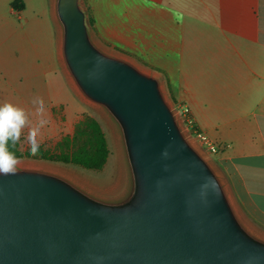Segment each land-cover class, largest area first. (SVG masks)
<instances>
[{
    "label": "water",
    "instance_id": "95a60500",
    "mask_svg": "<svg viewBox=\"0 0 264 264\" xmlns=\"http://www.w3.org/2000/svg\"><path fill=\"white\" fill-rule=\"evenodd\" d=\"M62 71L115 128L124 177L104 194L47 167L0 175V264H264V235L168 100L164 79L50 0Z\"/></svg>",
    "mask_w": 264,
    "mask_h": 264
},
{
    "label": "crops",
    "instance_id": "0c3cea01",
    "mask_svg": "<svg viewBox=\"0 0 264 264\" xmlns=\"http://www.w3.org/2000/svg\"><path fill=\"white\" fill-rule=\"evenodd\" d=\"M14 1L0 0V103L32 111V97H43L49 129L64 113L57 94L67 82L51 1L50 17L44 0H22L20 10ZM120 11L97 30L161 75L173 101L224 147L216 166L264 235V0H131Z\"/></svg>",
    "mask_w": 264,
    "mask_h": 264
},
{
    "label": "rangeland",
    "instance_id": "374dc122",
    "mask_svg": "<svg viewBox=\"0 0 264 264\" xmlns=\"http://www.w3.org/2000/svg\"><path fill=\"white\" fill-rule=\"evenodd\" d=\"M41 1V0H40ZM43 1V0H42ZM128 1L131 0H82V6L87 14V21L92 31L94 39L106 50L116 55H125L126 53L119 50L117 47L112 46L103 36V31L97 30V21L101 29H103L105 19L110 21L108 16H113L119 18L122 14L120 8L124 7ZM36 3V2H34ZM39 4V1H38ZM44 4L48 9V16L50 17L49 9V0H44ZM112 12V13H110ZM107 24L111 22L105 21ZM104 30V29H103ZM129 57V56H128ZM145 70L153 72L149 67V64L142 61H136ZM68 81L66 82L65 78L62 82V87L59 88L57 94L58 98L63 102V114L57 115V123H53L52 128L42 129L41 136L39 137L41 144L45 149L50 151H56L58 143L64 138L74 132L75 125L82 118L83 115H89L94 117L101 124L108 141V145L111 151L110 158L105 165L102 171H91L75 165H66L59 162L48 161L45 159L37 158H23L19 159L20 164H30L41 167L52 168L58 171H61L73 179L83 184L84 186L92 189L93 191L104 193V194H113L116 193L122 185L124 172L121 166V155L119 150V141L118 136L115 131L114 126L109 121V119L104 115V113L97 107L92 106L84 102L78 94L74 91L73 87L68 86ZM71 88V89H70ZM166 88V87H165ZM167 90V88H166ZM168 100L177 110V113L180 109L181 104L175 103L172 99V96L167 91ZM55 96L54 94L52 95ZM32 113V111H29ZM32 121L36 123L39 119L34 117L32 114ZM195 140V139H194ZM21 149L23 151L28 149V145L24 142V137L21 138ZM199 147L203 150L206 156L212 161L215 165L217 159L215 154L208 153L200 145Z\"/></svg>",
    "mask_w": 264,
    "mask_h": 264
},
{
    "label": "trees",
    "instance_id": "16d2710c",
    "mask_svg": "<svg viewBox=\"0 0 264 264\" xmlns=\"http://www.w3.org/2000/svg\"><path fill=\"white\" fill-rule=\"evenodd\" d=\"M15 9H22V0L11 3ZM18 159H45L66 165H75L91 171H102L107 164L111 151L106 134L97 119L89 115H83L75 125L73 134L65 136L58 143L56 151L45 149L40 145L37 156H32L29 150L23 151L21 144L10 146Z\"/></svg>",
    "mask_w": 264,
    "mask_h": 264
},
{
    "label": "clouds",
    "instance_id": "9594fccd",
    "mask_svg": "<svg viewBox=\"0 0 264 264\" xmlns=\"http://www.w3.org/2000/svg\"><path fill=\"white\" fill-rule=\"evenodd\" d=\"M32 114L39 117L36 123L30 119V113L23 107L11 102L0 103V175H14L20 164V160L11 147L21 142L28 145L32 156H37L40 151L42 129L49 123L44 118L47 111L45 101L41 96H34L31 99Z\"/></svg>",
    "mask_w": 264,
    "mask_h": 264
},
{
    "label": "built area",
    "instance_id": "2783aa9c",
    "mask_svg": "<svg viewBox=\"0 0 264 264\" xmlns=\"http://www.w3.org/2000/svg\"><path fill=\"white\" fill-rule=\"evenodd\" d=\"M178 113L187 131L205 151L211 154H217L224 148L214 142L205 132L195 125L190 109L187 106H181Z\"/></svg>",
    "mask_w": 264,
    "mask_h": 264
}]
</instances>
